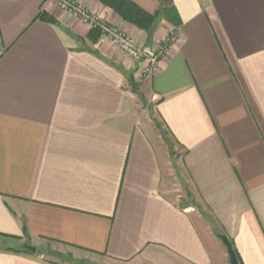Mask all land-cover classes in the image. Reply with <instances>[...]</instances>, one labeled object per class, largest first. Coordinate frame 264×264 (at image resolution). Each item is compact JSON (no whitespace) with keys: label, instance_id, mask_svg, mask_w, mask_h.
<instances>
[{"label":"crops","instance_id":"obj_1","mask_svg":"<svg viewBox=\"0 0 264 264\" xmlns=\"http://www.w3.org/2000/svg\"><path fill=\"white\" fill-rule=\"evenodd\" d=\"M80 1L144 50L175 28ZM169 6L178 40L136 82L48 0H0V264H230L220 234L264 264V0Z\"/></svg>","mask_w":264,"mask_h":264},{"label":"built area","instance_id":"obj_2","mask_svg":"<svg viewBox=\"0 0 264 264\" xmlns=\"http://www.w3.org/2000/svg\"><path fill=\"white\" fill-rule=\"evenodd\" d=\"M48 2L62 10L64 13L88 25L90 28L99 29L101 38L108 39L131 60L132 58L139 57L141 50L137 46L135 38H133L123 28L104 19L99 12L91 11L90 8L83 4L80 0H48ZM178 37V29L175 28L171 30L165 38L164 46L161 48L159 56H164L169 47L178 40ZM143 52L146 53L145 50ZM146 54L149 55V59L151 60V66L146 68V74L149 75L156 68L159 57L155 56L154 52L153 55H150L149 53Z\"/></svg>","mask_w":264,"mask_h":264},{"label":"trees","instance_id":"obj_3","mask_svg":"<svg viewBox=\"0 0 264 264\" xmlns=\"http://www.w3.org/2000/svg\"><path fill=\"white\" fill-rule=\"evenodd\" d=\"M102 4L111 7L119 16H121L127 22L135 25L136 27L146 31L148 36L151 37L156 31L158 24L161 20L165 19L172 25L178 27L181 24L179 15L173 6H169L171 0H162L161 6L155 14H150L140 8L137 4L131 0H100ZM46 13L43 11L42 16ZM43 16V17H44ZM96 39L100 37V30L93 28L91 30ZM233 243V242H232ZM234 249L237 253L240 264H243L241 257L236 250L233 243ZM25 251H30L24 246L22 248Z\"/></svg>","mask_w":264,"mask_h":264},{"label":"rangeland","instance_id":"obj_4","mask_svg":"<svg viewBox=\"0 0 264 264\" xmlns=\"http://www.w3.org/2000/svg\"><path fill=\"white\" fill-rule=\"evenodd\" d=\"M87 6V5H86ZM106 6V5H105ZM106 7H108V6H106ZM89 8H90V6H89ZM90 10L91 11H94L93 9H91L90 8ZM94 12H97V11H94ZM120 21H125V22H127L126 20H124L121 16H120ZM129 23V22H128ZM112 24H114V25H116V26H119V27H121V28H123L124 30H126V28L122 25L121 26V24H120V22H117V23H112ZM175 28H178V27H176L175 26ZM174 28V29H175ZM171 30H173V29H171ZM171 30H169L168 31V34L171 32ZM126 32L127 33H129L133 38H135V40H136V44H137V46L140 48V50H141V52H140V55H139V57H137V58H132V61L134 62V66H135V71H134V80L137 82H141L143 79H145L146 78V68L149 66H151V60L149 59V55L148 54H146V53H144L143 51H144V46L143 45H141V43H139V41H138V39H137V37H136V35L135 34H132V33H130L129 31H127L126 30ZM164 42H165V40H164ZM164 42L160 45V46H156L155 48H151V51L152 52H154L155 53V56H158L159 58H158V60L159 59H161V56H159L160 55V53H161V48L164 46Z\"/></svg>","mask_w":264,"mask_h":264},{"label":"water","instance_id":"obj_5","mask_svg":"<svg viewBox=\"0 0 264 264\" xmlns=\"http://www.w3.org/2000/svg\"><path fill=\"white\" fill-rule=\"evenodd\" d=\"M145 52L149 53L150 55H153V52L151 51L150 47L145 48ZM219 237L227 249L230 264H240L237 253L230 238L225 234H220ZM24 247L33 252H35L37 249L35 246H32L30 244H25Z\"/></svg>","mask_w":264,"mask_h":264}]
</instances>
